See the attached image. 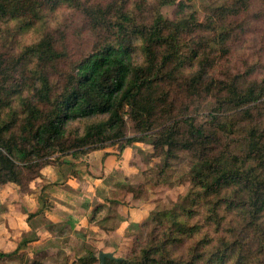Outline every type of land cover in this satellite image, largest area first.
<instances>
[{"label":"trees","instance_id":"trees-1","mask_svg":"<svg viewBox=\"0 0 264 264\" xmlns=\"http://www.w3.org/2000/svg\"><path fill=\"white\" fill-rule=\"evenodd\" d=\"M256 1L227 0L201 21L183 0H0V184L25 188L67 155L151 135L155 154L197 160L193 185L179 210L154 213L148 239L106 264H264V125L253 113L264 106V68L232 62ZM70 8L94 36L78 56L61 20ZM209 98L210 118L198 123L192 104ZM235 112L240 121L228 118ZM237 127L244 148L234 152L222 134Z\"/></svg>","mask_w":264,"mask_h":264},{"label":"rangeland","instance_id":"rangeland-1","mask_svg":"<svg viewBox=\"0 0 264 264\" xmlns=\"http://www.w3.org/2000/svg\"><path fill=\"white\" fill-rule=\"evenodd\" d=\"M87 1L106 3L111 0ZM132 1L134 0H130V4ZM183 1L198 13L201 21H206L207 16L212 15L215 8L227 2V0ZM177 10V6L173 4L161 8L164 16L171 19L174 18ZM260 11L264 12V0L252 4L245 29L240 32L235 43L232 42L234 49L232 62L240 70H243L245 65L254 63L257 67L264 68V13L259 17H253V14L261 13ZM63 12L61 20L68 23L67 41L70 53L78 56L90 50L94 36L84 27L87 25L85 16L73 8ZM34 35L31 31L22 37L23 39L25 37L26 42H31ZM207 35L213 37L212 33ZM212 102L213 100L209 98L192 104V108L198 110L195 115L198 123H207L210 118L207 113ZM253 111L255 118H259L255 120L262 121L264 125V106L255 107ZM241 116L242 113L235 112L228 118H236L240 121ZM237 128L234 133L222 134L223 143L234 152L244 148V142L241 140L242 130ZM128 132L135 133L132 123L128 126ZM153 139V136L148 135L142 141L129 145L131 179L126 181V188L118 195L120 204L113 205L114 210L105 222L111 226L107 227L108 230L111 229L107 232V236L103 232L95 236L89 227L74 228L60 223L50 225L49 219L43 216L49 205V200L42 194L46 189L45 186L41 192L39 190L40 194L36 199L37 208L31 211L26 206L25 198L31 194L32 181L25 188L14 182L0 184V251L12 252L19 248L17 254L0 259V264H100L101 252L112 253L114 257H125L136 242L148 239L155 225L154 213L164 209H180L182 199L193 185L192 170L198 164L187 151H182L178 156L168 159L165 154H155ZM111 147L114 153L120 156L122 150L118 145ZM166 161L168 164L165 163ZM119 176L124 177L122 174ZM131 188L132 191L129 192ZM33 189L35 190V187ZM144 208H150L145 219H142L141 215V221L131 222V219L126 217V212L130 211L143 214ZM123 217L127 218L128 223L123 231L118 232L121 221H124ZM30 228L34 231H28Z\"/></svg>","mask_w":264,"mask_h":264},{"label":"crops","instance_id":"crops-1","mask_svg":"<svg viewBox=\"0 0 264 264\" xmlns=\"http://www.w3.org/2000/svg\"><path fill=\"white\" fill-rule=\"evenodd\" d=\"M130 149V146L124 148L118 156L108 146L79 157L66 156L60 164L46 165L41 176L32 181L31 194L25 198L26 206L31 211L37 208V196L45 186L42 194L49 200V205L43 216L49 219L50 225L60 223L74 228L89 227L95 236L101 232L107 236V232L111 231L107 227L111 226L105 222L114 210L113 205L120 204L118 195L126 188V181L131 179L132 170L128 160ZM120 174L124 177H120ZM149 209L144 208L143 214L126 212V217L131 222L141 221V217L146 218ZM127 218L123 217L118 232L125 229ZM28 231L34 230L30 228Z\"/></svg>","mask_w":264,"mask_h":264},{"label":"water","instance_id":"water-1","mask_svg":"<svg viewBox=\"0 0 264 264\" xmlns=\"http://www.w3.org/2000/svg\"><path fill=\"white\" fill-rule=\"evenodd\" d=\"M99 257L101 264H106V257L113 258L114 256L112 253L101 252Z\"/></svg>","mask_w":264,"mask_h":264}]
</instances>
